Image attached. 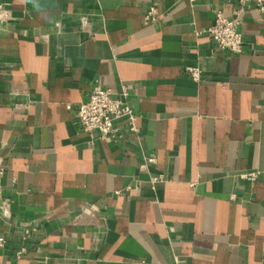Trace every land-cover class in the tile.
Masks as SVG:
<instances>
[{
    "label": "crops",
    "instance_id": "obj_1",
    "mask_svg": "<svg viewBox=\"0 0 264 264\" xmlns=\"http://www.w3.org/2000/svg\"><path fill=\"white\" fill-rule=\"evenodd\" d=\"M0 7V264H264V13L242 16L234 54L209 29L237 0ZM95 87L127 101L135 131L81 130Z\"/></svg>",
    "mask_w": 264,
    "mask_h": 264
},
{
    "label": "built area",
    "instance_id": "obj_2",
    "mask_svg": "<svg viewBox=\"0 0 264 264\" xmlns=\"http://www.w3.org/2000/svg\"><path fill=\"white\" fill-rule=\"evenodd\" d=\"M199 0H188L192 5ZM239 8L234 12L233 17H227L223 12L218 11L215 15V22L210 27L211 34L215 46L220 51H227L234 54H240L244 51V39L239 31V26L242 23V16L250 9H255L258 13H264V0H237ZM156 10L153 8L145 15L146 21L155 19ZM11 19L10 14L0 7V22H6ZM189 74L199 80L201 71L197 68H188ZM122 117H128L130 129L136 130L135 121L136 115L129 106L126 100L113 97L112 90L95 87L87 102L81 103L77 108V118L81 130L91 137L99 134L101 139L115 140L117 138L118 127L116 121ZM6 173V162L0 156V218L5 222H9L12 215L9 208V203L3 193V177ZM245 178L256 180L257 172H252L244 175ZM94 208H88V212L93 213ZM21 228L26 239L32 231L35 230L32 224L22 223ZM6 238L0 235V249L6 246ZM26 249L22 248L18 252V256H22Z\"/></svg>",
    "mask_w": 264,
    "mask_h": 264
}]
</instances>
